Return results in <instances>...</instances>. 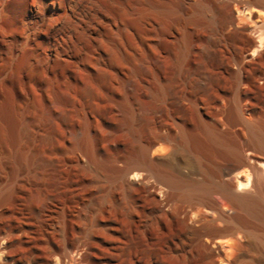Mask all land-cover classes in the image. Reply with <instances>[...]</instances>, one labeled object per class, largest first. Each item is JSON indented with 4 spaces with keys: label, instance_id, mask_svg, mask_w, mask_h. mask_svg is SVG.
<instances>
[{
    "label": "rangeland",
    "instance_id": "rangeland-1",
    "mask_svg": "<svg viewBox=\"0 0 264 264\" xmlns=\"http://www.w3.org/2000/svg\"><path fill=\"white\" fill-rule=\"evenodd\" d=\"M199 1L186 2V12L195 13L193 6ZM202 1L209 8L219 2ZM153 2H164L169 7L174 4V0H100V11L110 20L111 27L102 25L97 38L102 42L101 51L107 56L113 54L109 64L115 65L114 69L104 70L102 79L95 77L94 65L85 56L71 58L67 64L54 61L46 71L38 67L30 76L24 72L25 80L44 95L38 91L33 97H26L27 87L17 75L8 77L5 85L0 84L3 126L0 147L4 152V163L0 166V246L5 248V252H0V264H131L128 248L131 231H138L143 215L159 208L157 203H165L168 196L177 193L175 185H172L175 190L170 191V185H159L151 177L147 183L157 190L148 192L141 186L133 187L128 191L133 219L122 212H112L105 219L99 216L100 226L94 229L90 252L86 256L83 252L74 255L72 246L82 238L83 229L89 224L83 208L93 200L89 206L95 209L107 189L117 185L119 170L161 137H172L171 142L161 141L159 145L175 151L173 161L161 167L164 176L174 181L191 180L200 188L211 181L208 140L198 126V114L211 122L215 119L208 95L193 97L191 91H186L196 108L189 100L175 95V48L167 47L165 67L158 60L160 45L152 25ZM193 54L191 60L197 64ZM222 77L226 80L228 75ZM223 80L221 88L213 90L214 96L231 92V83ZM164 85L169 88L166 106L162 101ZM245 90L242 89L243 103L248 100L252 111L244 113V118L261 119L264 104L259 103L264 100L261 95L258 98ZM261 94L264 95V90ZM179 127L193 139L195 149L191 154L204 164L205 173L188 178V168L179 163L177 153L182 147ZM242 137L247 138L245 133ZM152 150L150 157L154 158ZM223 164L234 166L232 161ZM236 171L227 180L234 190L245 184L248 177L251 192L257 191L255 182L264 183V170L258 177L247 167ZM116 185L113 192L122 200L125 193ZM177 194L175 203L188 210L185 198ZM261 196L264 208V191ZM199 200L200 193L194 192L191 202L205 208ZM215 201L221 207H231L219 195ZM163 208L170 210L171 206ZM65 253L75 256L74 261L70 256L62 259Z\"/></svg>",
    "mask_w": 264,
    "mask_h": 264
},
{
    "label": "bare ground",
    "instance_id": "bare-ground-1",
    "mask_svg": "<svg viewBox=\"0 0 264 264\" xmlns=\"http://www.w3.org/2000/svg\"><path fill=\"white\" fill-rule=\"evenodd\" d=\"M188 1L174 0L172 7L164 2L150 3L155 17L152 25L159 36L158 60L165 67L167 47L175 48V95L189 100L195 108V101L187 98L186 91H191L193 97L208 95L209 109L215 119L211 122L198 114V126L205 131L208 140L211 181L200 188L191 180L174 181L164 176L161 167L173 161L175 151L159 143H169L172 137L155 140L119 170L116 182L125 193L122 200L113 192L116 184L113 189L112 186L107 189L95 209L89 206L94 203L89 199V204L83 208L89 224L84 227L82 238L79 236V241L72 246L74 255L83 252L86 256L92 249L94 229L100 226L99 216L103 219L112 212H122L133 219L128 191L136 186L148 192L157 190L147 183L155 177L159 185H170L171 188L167 186L170 191L175 190V187L172 189L175 185V191L185 198L188 210L175 203L178 194L172 192L165 203H157L159 208L143 215L138 231L132 230L129 235L131 264H264V208L261 207L264 183L255 182V192L249 190L250 177L235 191L227 183L238 168L247 167V171L257 177L264 170V113L261 119L244 118V113L252 108L248 100L243 103L245 93L242 91L246 89L248 94L264 98L261 94L264 90V0H218V4L214 0L213 8L197 0L199 3L191 4H195V13L186 12ZM99 2L0 0V84L5 85L8 77L17 75L27 87L26 97H33L38 91L44 95L25 80L24 72L30 76L38 67L46 71L54 61L67 64L71 58L85 56L94 65L95 77L102 79L104 70L114 69L115 65L109 64L113 54L103 53L102 42L97 38L102 25L111 27L110 20L100 11ZM191 54L197 64L191 60ZM223 74L228 75L231 92L214 96L213 90L221 88ZM168 99L169 88L164 85V106ZM179 128L182 131L179 135L182 147L177 153L179 163L188 168V178L205 173L204 164L197 155L191 154L195 149L193 139ZM242 133L246 134V139ZM151 150L154 158L150 157ZM230 161L234 164L232 168L223 164ZM3 163L4 152L0 147V166ZM194 192L200 193L199 202L205 208L191 202ZM216 195L227 200L231 207H221L215 201ZM168 205L171 209L164 210L163 206ZM4 250V246H0V252ZM66 253L62 259L70 256ZM72 256L73 262L75 256Z\"/></svg>",
    "mask_w": 264,
    "mask_h": 264
},
{
    "label": "water",
    "instance_id": "water-1",
    "mask_svg": "<svg viewBox=\"0 0 264 264\" xmlns=\"http://www.w3.org/2000/svg\"><path fill=\"white\" fill-rule=\"evenodd\" d=\"M235 191V190H234Z\"/></svg>",
    "mask_w": 264,
    "mask_h": 264
}]
</instances>
